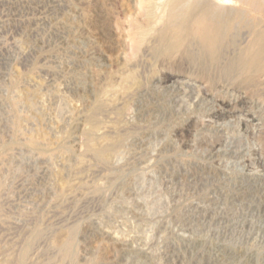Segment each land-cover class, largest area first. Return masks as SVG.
<instances>
[{"label": "rangeland", "instance_id": "1", "mask_svg": "<svg viewBox=\"0 0 264 264\" xmlns=\"http://www.w3.org/2000/svg\"><path fill=\"white\" fill-rule=\"evenodd\" d=\"M167 2L0 0V264H264V74L156 55Z\"/></svg>", "mask_w": 264, "mask_h": 264}, {"label": "bare ground", "instance_id": "2", "mask_svg": "<svg viewBox=\"0 0 264 264\" xmlns=\"http://www.w3.org/2000/svg\"><path fill=\"white\" fill-rule=\"evenodd\" d=\"M165 7L166 20L158 32L157 45H154L156 55L163 56L171 64H178L183 60L193 62L201 76L210 80L213 85L225 82L234 85L241 80L246 84L254 77L264 74V0H169ZM133 24L131 22L130 27ZM243 29H247L250 34L249 44L232 54L238 48ZM139 31L141 29L134 31L130 28L129 43L132 49L140 43L141 36H144ZM143 31H146L145 27ZM176 78L175 74H167L157 81L164 83ZM178 86L174 91L179 92L181 88ZM222 89L225 88H219L216 93V90L206 88L202 84H199L198 89L199 93H203H198L197 98L209 95L220 99L221 106H224L227 112H217V116L228 115L232 112L231 109L243 104L227 101ZM158 96L161 103L160 98L163 96Z\"/></svg>", "mask_w": 264, "mask_h": 264}]
</instances>
